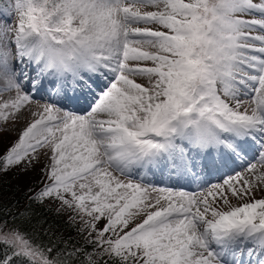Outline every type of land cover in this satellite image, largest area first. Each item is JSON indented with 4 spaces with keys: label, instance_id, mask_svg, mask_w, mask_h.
I'll return each instance as SVG.
<instances>
[{
    "label": "snow or ice",
    "instance_id": "snow-or-ice-1",
    "mask_svg": "<svg viewBox=\"0 0 264 264\" xmlns=\"http://www.w3.org/2000/svg\"><path fill=\"white\" fill-rule=\"evenodd\" d=\"M0 82V264H264V0H0Z\"/></svg>",
    "mask_w": 264,
    "mask_h": 264
},
{
    "label": "rangeland",
    "instance_id": "rangeland-1",
    "mask_svg": "<svg viewBox=\"0 0 264 264\" xmlns=\"http://www.w3.org/2000/svg\"><path fill=\"white\" fill-rule=\"evenodd\" d=\"M138 82H142V81H138ZM0 85L2 84L0 83ZM14 95H15L14 92L5 93L3 96H0V100H6L10 96H14ZM18 115H19V118L15 122L11 121L10 119L7 123H0V128L10 129V131H4L0 133V155L4 154L5 150L11 145V143H13L18 138V135L20 134L22 129L26 126V123H27L26 118L28 116V113L25 110H22L21 114H18ZM45 151L47 150L41 149L38 152V155L40 157L39 162H36L30 170L21 171L20 167H15L7 172H1V175L10 173L7 175L13 177L17 181V183L19 182L23 189H26L27 187L32 188L35 185V190L36 191L39 190V188L42 186L41 185V168L47 162V159L44 155ZM254 195L256 199L264 198V190L256 191ZM230 199L233 204L238 203V201L235 198L230 197ZM64 215L67 217L66 213H64Z\"/></svg>",
    "mask_w": 264,
    "mask_h": 264
},
{
    "label": "trees",
    "instance_id": "trees-1",
    "mask_svg": "<svg viewBox=\"0 0 264 264\" xmlns=\"http://www.w3.org/2000/svg\"><path fill=\"white\" fill-rule=\"evenodd\" d=\"M6 173L1 175L0 172V199H2L3 204L7 205H18L20 209H23L28 204V196L32 192H35V185L31 187H27L23 189L21 184L11 176H8ZM38 191V190H37ZM13 211L15 208L12 209ZM35 211L37 217L42 218L47 224H51L53 226V231L59 235L63 233L65 238L71 237L73 241L80 240V237L76 233L73 228H69L67 217L64 213L59 215L56 214L55 208L49 205L45 206H35ZM11 218L9 217V220ZM82 243L83 241L80 240Z\"/></svg>",
    "mask_w": 264,
    "mask_h": 264
},
{
    "label": "bare ground",
    "instance_id": "bare-ground-1",
    "mask_svg": "<svg viewBox=\"0 0 264 264\" xmlns=\"http://www.w3.org/2000/svg\"><path fill=\"white\" fill-rule=\"evenodd\" d=\"M2 84V82H0Z\"/></svg>",
    "mask_w": 264,
    "mask_h": 264
}]
</instances>
